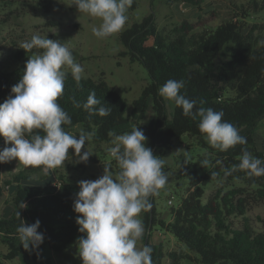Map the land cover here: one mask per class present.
Wrapping results in <instances>:
<instances>
[{"label":"trees","instance_id":"obj_1","mask_svg":"<svg viewBox=\"0 0 264 264\" xmlns=\"http://www.w3.org/2000/svg\"><path fill=\"white\" fill-rule=\"evenodd\" d=\"M168 1H182L193 6L202 2ZM249 1L257 4L256 0ZM136 5L133 0L130 9ZM196 27L195 22L182 20L169 30L158 29L153 14L148 13L140 21L126 25L119 33L123 47L119 54L143 66L150 79L132 100L128 114L124 98L103 78L82 76L77 84L70 71H67L64 94L57 102L72 119V125L65 126L66 130L81 124L83 133H91L95 144L111 142L109 132L120 135L139 126L147 137L146 146L161 159L173 140L184 134L197 138L206 147L204 154L186 161L188 187L179 205L170 208V220L159 217L154 197H150L152 208L141 213L145 226L142 241L153 248V264H162L164 258L167 264H182L183 260L194 264H264V230H256L244 216L247 202L243 187L225 192L216 189L204 203L201 201L207 183L234 179L247 186H256L257 197L264 198V176L249 177L244 171H235L225 178L223 171L240 162L242 147L264 160V149L255 147L253 137L257 123L264 118V25L247 26L245 22L231 18L213 29L198 30ZM25 55V50L16 48L11 54L16 66L10 70L0 68V103L20 80L25 68L26 61H22ZM169 79L184 81L181 93L196 100L197 108L222 111L223 120L239 129L240 134L247 138V145L220 152L203 141L198 118L184 116L182 109L175 104L169 117L164 99L158 95L159 87ZM92 91L101 105L111 108L110 115L89 118L82 105ZM74 102L81 107H76ZM150 110L154 111V117L148 123L140 124L139 120ZM4 146L0 143V149ZM205 158L209 159L210 166L203 168L199 162ZM217 160L221 164H216ZM112 163L117 166L114 159ZM42 172L39 167L27 166L2 180L4 186L16 185L5 201L12 207L11 214L7 218L0 217V246L5 247V251L0 253L2 261L24 253L28 260L36 263L43 255L45 244L52 252L60 253L75 245L84 235L78 231L76 219L79 214L73 210L78 183L62 180L60 189L56 191L41 185L40 181L45 176L40 179L35 175ZM212 172L218 175L211 177ZM3 191V186H0V200ZM21 202L27 207L20 209ZM19 212L20 217L17 215ZM238 216L242 222L233 226L231 217ZM21 219L28 224L37 219L40 221L38 231L44 234V242L39 250L27 251L22 247L17 233ZM154 227L174 236L186 249L164 251L161 242L150 241Z\"/></svg>","mask_w":264,"mask_h":264},{"label":"clouds","instance_id":"obj_2","mask_svg":"<svg viewBox=\"0 0 264 264\" xmlns=\"http://www.w3.org/2000/svg\"><path fill=\"white\" fill-rule=\"evenodd\" d=\"M132 4L133 0H73L78 12L100 20L99 25L91 29L100 39L123 29ZM19 47L25 52L40 51L29 56L20 80L0 103V137L5 145L0 149V164L15 160L50 174L65 166L69 149L73 150L76 163H86L92 155L86 146L91 133L77 136L67 131L65 126H71L72 119L57 102L64 94L66 69L79 84L84 68L60 40L34 34ZM184 87L183 80L169 79L159 87L158 95L174 102L184 116L198 118V128L212 148L227 152L237 145H247V138L239 129L223 120L222 111L197 108L196 100L181 93ZM74 103L81 107L78 102ZM82 107L89 118L111 114V108L101 105L94 91ZM109 136L112 137L109 155L116 161L118 171L114 173L110 166H105L103 175L96 180L79 181V191L73 202V210L79 214L78 231L84 234L76 242L79 257L82 264H153V248L149 245L137 247L145 234L140 214L152 208L150 197L157 196L168 182L169 177L163 171L165 161L146 146L147 137L139 126L120 135L109 132ZM82 149L85 150L82 152ZM199 163L203 168L210 166L207 158ZM216 164L221 161L217 160ZM223 171L225 178L235 171L261 177L264 176V160L242 147L240 162ZM217 175V172L211 173V177ZM26 207L21 202L20 209ZM17 215L20 217V212ZM39 228L38 219L31 224L21 219L17 233L25 250L40 249L44 234Z\"/></svg>","mask_w":264,"mask_h":264},{"label":"rangeland","instance_id":"obj_3","mask_svg":"<svg viewBox=\"0 0 264 264\" xmlns=\"http://www.w3.org/2000/svg\"><path fill=\"white\" fill-rule=\"evenodd\" d=\"M135 1L136 7L129 8L126 13L125 26L140 21L148 13L153 14L157 28L162 30H169L182 20L195 22L198 30L213 29L231 18L243 21L247 26L264 25V0H256V5L249 0H202L199 6L182 1ZM99 23V19L78 12L76 6L73 5V0H0V68L7 70L14 68L17 62L11 59L12 52L20 48L23 41L30 40L34 34L60 40L70 49L75 61L84 68L82 76L93 79L103 78L124 98L128 114L132 100L140 94L142 87L150 79L143 66L138 62H130L127 56L119 54L123 49L119 42V33L125 26L120 32L100 39L94 36L91 30ZM38 51L40 50L33 49L31 52H26L22 61H27L29 56L35 55ZM66 71L70 70L66 69ZM164 102L170 117L174 103L166 100ZM153 117L154 111L150 110L139 120V123L146 124ZM68 131L77 136L83 133L81 124H76ZM253 137L255 147L258 150L264 149V118L257 123ZM202 139L210 145L204 134ZM86 146L92 153L86 163H76L77 158L73 155V150L69 149V160L65 162L64 167L56 168L50 174L42 172L35 175L37 178L45 176L43 179L40 178L41 185L58 191L62 180L65 183L96 180L103 175L106 164L111 166L114 173L118 170L117 166L112 163L113 158L109 155L108 149L112 146L111 142L95 144L90 140ZM84 150L82 149V152ZM206 151V147L197 138H191L186 134L174 139L171 147L165 150L162 157L165 161L163 171L169 179L166 186L154 197L155 209L159 217L170 220V208H176L179 205L188 187L186 161L196 159ZM24 167L27 166L15 160L0 165V186L4 188L0 208L6 205L5 201L9 195V187L4 186L2 180L7 178L11 172ZM236 187L244 189L243 194L247 202V211L244 216L249 219L256 230H264V198L257 197L256 186H247L237 179L229 182L215 180L204 186L201 201L204 203L216 189L225 192ZM231 221L233 226H237L240 225L242 219L239 216L231 217ZM150 241L161 242L164 251L186 249L182 242L157 227L153 228ZM143 246L142 240L137 242L138 248ZM4 251L5 247L0 246V253ZM2 264H82V261L78 254L77 243L60 253L52 252L45 244L43 255L36 263L28 260L24 253H20L11 260H3ZM162 264H167L166 258L163 259ZM182 264L194 263L183 260Z\"/></svg>","mask_w":264,"mask_h":264},{"label":"water","instance_id":"obj_4","mask_svg":"<svg viewBox=\"0 0 264 264\" xmlns=\"http://www.w3.org/2000/svg\"><path fill=\"white\" fill-rule=\"evenodd\" d=\"M15 186H16L15 184L10 185L9 190H8L9 194H11L13 192ZM11 211H12L11 205H9V204L5 205L2 208V217L7 218L11 214Z\"/></svg>","mask_w":264,"mask_h":264},{"label":"built area","instance_id":"obj_5","mask_svg":"<svg viewBox=\"0 0 264 264\" xmlns=\"http://www.w3.org/2000/svg\"><path fill=\"white\" fill-rule=\"evenodd\" d=\"M0 143L4 144V140L2 137H0ZM169 203H171V200H169ZM2 216V208H0V217Z\"/></svg>","mask_w":264,"mask_h":264},{"label":"crops","instance_id":"obj_6","mask_svg":"<svg viewBox=\"0 0 264 264\" xmlns=\"http://www.w3.org/2000/svg\"><path fill=\"white\" fill-rule=\"evenodd\" d=\"M11 173H12V172H11ZM11 173H10V174H11Z\"/></svg>","mask_w":264,"mask_h":264}]
</instances>
